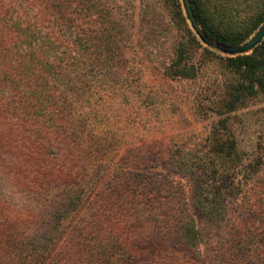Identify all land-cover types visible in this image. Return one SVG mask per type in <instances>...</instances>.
Wrapping results in <instances>:
<instances>
[{
	"label": "rangeland",
	"instance_id": "374dc122",
	"mask_svg": "<svg viewBox=\"0 0 264 264\" xmlns=\"http://www.w3.org/2000/svg\"><path fill=\"white\" fill-rule=\"evenodd\" d=\"M112 1L122 7L135 52L124 53L116 73L90 72L102 85L89 98L81 86L78 117L62 114L49 126L25 121L0 87V264L7 239L54 235L71 217L87 222L97 240L109 236L112 251H131L130 260L122 258L127 264H256L241 262L237 245L222 234L254 231L252 220L264 216V100L249 98L225 112L235 78L223 60L192 42L174 0ZM201 1L212 14L224 6L232 22L264 10V0ZM179 45L194 71L190 78L162 72ZM219 130L234 139L239 161L227 192L230 223L217 226L193 204L196 179L172 164H192L197 179L231 169L209 151ZM184 219L204 233L203 245L183 242Z\"/></svg>",
	"mask_w": 264,
	"mask_h": 264
},
{
	"label": "trees",
	"instance_id": "16d2710c",
	"mask_svg": "<svg viewBox=\"0 0 264 264\" xmlns=\"http://www.w3.org/2000/svg\"><path fill=\"white\" fill-rule=\"evenodd\" d=\"M174 2L179 20L192 42L204 53L223 60L235 78L224 102L225 112H234L249 98L261 96L264 100V40L250 54L222 56L201 45L190 29L182 4L179 0ZM190 2L203 31L226 45L246 42L264 22V10L250 17L248 22H232L224 6L217 14H212L201 0ZM121 8L112 0H0V87L7 90V100L18 108L25 121L49 126L62 114L78 117L76 98L81 86L89 98L90 89L102 85H98L100 80L92 79L90 72L116 73L122 67L119 61L124 53L129 48L135 52ZM185 54L183 45H179L173 59L161 64L166 77L194 76L193 69L186 68ZM83 74L87 75L84 81ZM219 128L228 129L225 119L219 121ZM220 130L213 134L209 151L231 165V169L221 172L212 169L207 179H197L192 164L182 161L172 164L173 169L183 171L184 178L196 179L193 204L212 224L230 223L227 192L235 182L234 165L239 161L234 139H223ZM170 173L173 177L176 172ZM66 220V224L60 223L59 232L48 237L30 233L21 241L7 239L10 247L5 250L7 258L2 264H127L122 258H132L133 253L127 249L124 254L112 251L109 236L98 240L92 237L87 222L77 223L72 217ZM252 222L256 227L254 231L242 228L222 236L237 245L241 262L264 264V216ZM67 229L69 232L65 235ZM179 230L181 239L190 248L206 242L193 219L180 221Z\"/></svg>",
	"mask_w": 264,
	"mask_h": 264
},
{
	"label": "water",
	"instance_id": "95a60500",
	"mask_svg": "<svg viewBox=\"0 0 264 264\" xmlns=\"http://www.w3.org/2000/svg\"><path fill=\"white\" fill-rule=\"evenodd\" d=\"M186 20L196 37L206 47L228 57L243 56L251 53L264 40V22L257 32L246 42L239 45H226L211 39L195 18L190 0H180Z\"/></svg>",
	"mask_w": 264,
	"mask_h": 264
}]
</instances>
